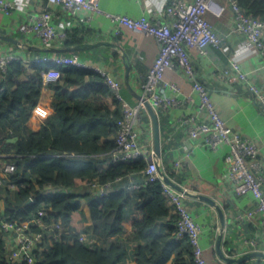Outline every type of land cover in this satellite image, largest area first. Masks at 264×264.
Wrapping results in <instances>:
<instances>
[{"label":"crops","instance_id":"0c3cea01","mask_svg":"<svg viewBox=\"0 0 264 264\" xmlns=\"http://www.w3.org/2000/svg\"><path fill=\"white\" fill-rule=\"evenodd\" d=\"M13 5L10 15L0 14V54L15 53L24 59V67L32 70L36 51L41 46L37 37L27 35L23 24L28 16L48 12L52 14L54 26L61 33L76 34L80 43L65 46L60 42L54 47L72 48L71 51L49 54H69L77 57L89 68L118 79L122 83L121 95L130 105H136L141 84L151 68L159 51L155 38L130 30L125 26L111 22L106 16L94 15L89 24L84 25L78 18L72 17L59 6L44 0H7ZM167 0H101L100 6L107 13L119 14L132 18L147 17L150 20H164V8ZM191 3L193 0H184ZM226 6L222 17L206 13L205 17L214 29L224 36L220 48L208 47L204 55L190 50L193 69L208 89L211 100L219 111L226 125L234 131L254 141L259 149V158L264 173V113L254 102L252 95L240 83L237 75L221 74L230 61H237L248 75L249 81L264 89V55H262L245 37L235 33L233 13L226 0H217ZM87 15V13H82ZM12 39L15 43L1 39ZM75 38V37H74ZM70 39V38H69ZM129 69V70H128ZM129 71V72H128ZM24 77L19 78L20 83ZM164 80L176 84L181 100L180 106L172 107L159 116L161 133V155L166 163L171 160L184 162L182 172L175 178L179 185L185 186L194 179L208 182L214 187L213 194L198 193L192 195L208 196L223 210L221 220L216 208L198 197L187 199V206L194 219L201 225L200 243L205 259L209 264H264L263 257L248 258L238 263L224 262L216 252V244L221 239V248L225 255L238 258L247 253H264V214L256 215L252 220L240 216L253 209L256 201L251 194L236 195L233 183L229 179L228 164L225 161L229 148L221 145L217 150H210L188 139L187 133L179 125L181 118L197 113L199 102L193 91L192 82L178 68L166 70ZM126 81H128L126 83ZM166 95L175 94L165 88ZM54 92L43 82L41 96L32 110L27 123L33 131H38L42 124L53 115L51 107ZM204 118V114L199 115ZM146 128L139 126L140 139L146 141V147L153 151L151 121L148 113L141 115ZM150 125V126H149ZM113 134L103 138L102 142L112 140ZM146 139V140H144ZM151 139V141H150ZM145 145V144H144ZM176 180V179H175ZM4 187V186H3ZM0 187V211L5 212L17 203L14 193L7 194ZM194 191V192H193ZM55 193H59L55 191ZM86 216V227L94 230L88 201L81 205ZM166 221H163L165 225ZM166 233L165 228L160 229ZM178 241V249L173 252L168 264H190L191 247L186 239ZM129 264H132L129 262Z\"/></svg>","mask_w":264,"mask_h":264},{"label":"trees","instance_id":"16d2710c","mask_svg":"<svg viewBox=\"0 0 264 264\" xmlns=\"http://www.w3.org/2000/svg\"><path fill=\"white\" fill-rule=\"evenodd\" d=\"M237 1L248 15L264 19V0ZM77 43L80 39L75 33L68 34L64 41L65 46ZM52 67L61 72L60 79L48 83L54 92V112L38 131H33L27 123L41 96V73ZM21 77L24 80L17 84ZM121 116L120 101L106 85L105 77L93 68L33 62L31 70L24 67L20 57L10 63L0 79V156L6 155L16 167L15 174L8 178L0 170V177L6 182L3 190L9 195L14 193L17 200L4 214L10 220L25 221L45 207L54 212L46 221L60 219L64 227H70L59 242L47 247L41 258L37 254L34 264H168L178 249V215L159 182L146 185L138 195H130L122 186L103 198L84 196L98 239L93 248L77 241L80 234L89 230L79 197L45 191L46 185L77 188L92 180L105 183L144 170L145 159L101 165V156H107L114 148L113 139H102L115 134ZM10 184H14L13 190ZM185 187L198 193L214 192L211 184L200 179ZM161 228L167 232L162 233ZM31 230L39 231L38 227ZM5 252L0 237V264H13L6 260ZM190 264H194L193 255Z\"/></svg>","mask_w":264,"mask_h":264},{"label":"built area","instance_id":"2783aa9c","mask_svg":"<svg viewBox=\"0 0 264 264\" xmlns=\"http://www.w3.org/2000/svg\"><path fill=\"white\" fill-rule=\"evenodd\" d=\"M49 4L57 5L67 14L78 18V21L87 25L94 15L102 14L111 22L125 26L132 31L142 33L146 37H153L159 45V51L151 68L145 76L140 87V96L136 105H130L122 95V83L105 73L106 85L111 89L114 97L121 103V118L116 123L113 135V150L107 156H101L103 167L117 165L122 162H136L140 159L147 161L144 170L131 172L125 176L117 177L113 181L100 183L98 179L89 181L77 188L65 189L46 185V192L73 193L81 205L87 201L84 196L103 198L124 186L130 195H138L143 187L159 182L166 200L172 203L178 215L176 223L177 240L186 239L192 249L194 264H209L204 256L200 243L201 225L194 219L188 206V196L179 192L164 181L162 174L175 180L183 169L184 162L171 160L166 163L162 155L154 157L153 151L146 147V141L140 139L139 126L145 131V123L139 117L147 109L144 100L148 101L158 117L168 112L172 107L180 106L181 100L177 93L176 84H168L164 80L166 70L180 69L188 80L192 82L193 91L197 94L199 102L197 113L183 117L179 125L187 133L188 139L210 150H217L221 145L229 148L225 161L228 164L229 179L233 183L236 195L251 194L256 205L253 209L240 216L241 219L252 220L256 215L264 214V173L259 158V149L256 143L226 125L215 104L210 98L207 87L198 80L193 69L190 50H195L204 55L208 47L220 48L224 36L220 35L206 19V13L222 17L226 6L217 0H193L188 3L184 0H167L164 8V20L147 17L132 18L119 14L107 13L100 6L101 0H44ZM235 21L234 32L245 37L262 55H264V19H257L247 14L237 0H226ZM13 5L7 0H0V14L10 15ZM87 13V15H82ZM23 31L27 35L37 37L41 47H54L67 39V33L56 30L52 14L43 12L27 17L23 24ZM20 58L15 53L0 54V79L8 72L12 61ZM35 63L48 62L57 66L73 65L80 68H89L77 57L67 54H44L34 59ZM231 73L237 75L240 83L252 95L254 102L264 113V89L249 81L248 75L242 70L240 64L232 60L221 72L224 76ZM44 83L60 79L61 72L57 68H50L42 72ZM172 90L175 94H163L161 89ZM204 114L201 118L199 115ZM150 126V125H149ZM151 129V128H150ZM146 140V139H144ZM151 141V139H150ZM152 143V141H151ZM145 144V145H144ZM0 170L4 178L15 174V165L8 161L7 156H0ZM0 186L6 182L0 177ZM182 186V185H181ZM14 189V184L9 185ZM190 194L192 190L182 186ZM194 192V191H193ZM30 201H33L30 198ZM54 212L45 207L40 208L32 217L25 221L10 220L0 211V237L4 241L5 258L13 264H34L38 257L41 258L48 246L59 242L63 234L70 231L64 227L61 220L46 221ZM32 227H38V232H33ZM89 229V228H88ZM94 230H88L77 237V241L86 247L93 248L97 245Z\"/></svg>","mask_w":264,"mask_h":264},{"label":"water","instance_id":"95a60500","mask_svg":"<svg viewBox=\"0 0 264 264\" xmlns=\"http://www.w3.org/2000/svg\"><path fill=\"white\" fill-rule=\"evenodd\" d=\"M1 39L4 40H9L13 43H15L14 40L12 39H8V38H4L1 37ZM38 50L43 51L45 53H61V52H68L71 51L72 48H67V47H40ZM129 70V69H128ZM129 72V71H128ZM128 81H126L127 83ZM141 96L138 95V99H140ZM144 104L146 106L147 109V113L150 117V121H151V129H152V142H153V155L154 157H160L161 156V133H160V122H159V117L157 115V113L153 110V108L151 107V105L148 103V101L144 100ZM142 118L141 116L139 117V121H141ZM11 141H15V139H12ZM164 181L171 185L174 189H176L179 192H184L186 193L188 196H195L198 197L199 199L210 203V205L214 206L219 214L220 219H223V210L221 208L220 205H218L214 200H212L211 198H209L208 196L202 195V194H197V195H192L190 193H188L187 191L184 190V188L179 185L178 183L172 181L171 179H169L168 177H166L164 174H162ZM221 239L222 236H219V241L216 244V252L218 254V256L226 263H238L241 261H244L248 258H253V257H263L264 258V253L262 252H253V253H247L241 257L238 258H231L227 255H225V253L222 251L221 248Z\"/></svg>","mask_w":264,"mask_h":264},{"label":"rangeland","instance_id":"374dc122","mask_svg":"<svg viewBox=\"0 0 264 264\" xmlns=\"http://www.w3.org/2000/svg\"><path fill=\"white\" fill-rule=\"evenodd\" d=\"M219 205V204H218Z\"/></svg>","mask_w":264,"mask_h":264}]
</instances>
